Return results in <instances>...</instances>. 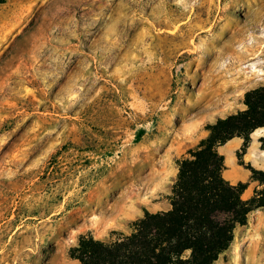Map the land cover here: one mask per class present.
<instances>
[{
    "label": "rangeland",
    "instance_id": "374dc122",
    "mask_svg": "<svg viewBox=\"0 0 264 264\" xmlns=\"http://www.w3.org/2000/svg\"><path fill=\"white\" fill-rule=\"evenodd\" d=\"M257 86L264 0H4L0 264H77L78 235L166 210L175 161L200 140L185 146L188 123L207 135ZM241 182L246 198L255 182ZM263 256L264 208L211 264Z\"/></svg>",
    "mask_w": 264,
    "mask_h": 264
},
{
    "label": "trees",
    "instance_id": "16d2710c",
    "mask_svg": "<svg viewBox=\"0 0 264 264\" xmlns=\"http://www.w3.org/2000/svg\"><path fill=\"white\" fill-rule=\"evenodd\" d=\"M242 104L243 109L206 124L207 135L187 151L188 156L175 161L166 210H144L127 231H111L109 239L80 234L68 248V257L77 264H211L247 215L264 208V170L243 165L239 158L250 133L264 127V86L246 90ZM235 136L242 139L235 153L237 163L255 182L246 198L242 197L246 182L231 184L223 178L224 160L216 150ZM258 142L263 149L264 135Z\"/></svg>",
    "mask_w": 264,
    "mask_h": 264
},
{
    "label": "crops",
    "instance_id": "0c3cea01",
    "mask_svg": "<svg viewBox=\"0 0 264 264\" xmlns=\"http://www.w3.org/2000/svg\"><path fill=\"white\" fill-rule=\"evenodd\" d=\"M217 111L218 110H215V112ZM218 113L220 114H218L217 116H220L221 114H223V111L219 110ZM199 125L200 124L197 123L196 120H192L187 125V128L192 134L189 136V139L191 140L190 143H185V146H187L188 148L194 146L199 139L203 138L206 135V131L200 130L197 132ZM260 129L264 130V127L257 128L256 130L260 131ZM253 133L254 131L252 132V134ZM241 144L242 139L235 136L227 140L222 145L216 146L217 152L223 156L224 160L225 168L222 171L224 172V175L222 176L231 184H234L237 181H244L249 176L248 171H246L237 163V159L235 156V153L236 151H239ZM241 159L244 163H248L252 167L255 166L256 168L264 170V148H260L258 142H253L252 140H250L245 148L244 153L241 156Z\"/></svg>",
    "mask_w": 264,
    "mask_h": 264
},
{
    "label": "bare ground",
    "instance_id": "6f19581e",
    "mask_svg": "<svg viewBox=\"0 0 264 264\" xmlns=\"http://www.w3.org/2000/svg\"><path fill=\"white\" fill-rule=\"evenodd\" d=\"M255 132H256V131H255ZM254 247H255V246H254ZM251 250H252V249H251ZM252 253H253V252H252ZM252 255H253V254H252ZM252 257H253V256H252ZM253 262H254V260L252 259L250 263L253 264ZM250 263H249V264H250Z\"/></svg>",
    "mask_w": 264,
    "mask_h": 264
}]
</instances>
